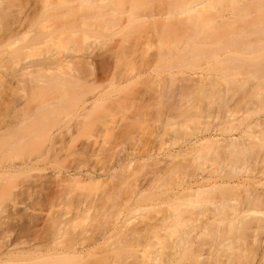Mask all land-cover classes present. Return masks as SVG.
<instances>
[{"label": "rangeland", "instance_id": "rangeland-1", "mask_svg": "<svg viewBox=\"0 0 264 264\" xmlns=\"http://www.w3.org/2000/svg\"><path fill=\"white\" fill-rule=\"evenodd\" d=\"M216 1L191 4L214 3L205 38L172 0H0V123H14L0 128V248L20 251L6 264H264V20L255 30L259 3ZM53 55L73 62L56 70ZM73 170L107 176L55 196ZM201 175L253 180L184 192Z\"/></svg>", "mask_w": 264, "mask_h": 264}, {"label": "bare ground", "instance_id": "bare-ground-1", "mask_svg": "<svg viewBox=\"0 0 264 264\" xmlns=\"http://www.w3.org/2000/svg\"><path fill=\"white\" fill-rule=\"evenodd\" d=\"M169 1H170V0H169ZM172 1L175 2V3L177 2L176 6L173 7L174 9L172 8L173 11L176 9L175 11H178V12L180 11L181 13H182V12H189V14H191L190 16L187 17V19H189V20L191 19V20H193V21L195 22V26H194L195 28H194V29L191 28L192 30H191L190 32L194 31V32H195V35H198V36L201 37V35H202L203 33H205L204 36L206 35V32H205V31H207L208 29L212 28V27H211L212 24L208 22V20H211V19H208V20H207L208 17L204 15V14H206L207 12L205 13V11H203V10H208V8H209L208 6H210V7L213 9L214 3H212L211 5H208V4H210L211 2H213V0H211V1L209 0L208 4L205 5V6H203L202 8L197 7V6H191V4L194 3V0H175V1L172 0ZM217 1H218V0H217ZM217 1L215 2L216 4L218 3ZM221 1H222V0H221ZM238 1H239V0H229V1H226V2H225V0H224L225 3H221V4H225V5H228V4H229V5H232V6L234 7V9H233V8H232V9L235 11V7L238 8L237 6H240V2H239V5H237ZM242 1H243V0H242ZM246 1H247V0H246ZM160 2H161V1H160ZM162 2H163V1H162ZM173 2H171V3L173 4ZM165 3H166V2H165ZM243 3H244V2H243ZM243 3H242V5H243ZM257 3H259V5H260L261 7H260L256 12H255V10H254V12H255L256 14H257V12H258V14H259V15L256 16V21L261 20V19L264 20V0H248L247 2H245V4H248L247 6H249L250 8H251V7L253 8V6L255 7ZM172 4H170V5H172ZM219 5H220V4L218 3V6H219ZM225 5H224V6H225ZM259 5H258V6H259ZM172 6H173V5H172ZM245 6H246V5H245ZM245 6H244V7H245ZM247 6H246V7H247ZM170 7H171V6H170ZM206 7H207V8H206ZM221 7H222V6H221ZM227 7H228V6H227ZM244 7L241 6L240 8H244ZM256 7H257V6H256ZM256 7H255V8H256ZM240 8H239V9H240ZM255 8H254V9H255ZM240 10H241V9H240ZM243 10L245 11V9H243ZM247 10H248V9H247ZM251 10L253 11V9H250V11H251ZM173 11H172V12H173ZM202 11H203V12H202ZM236 11H238V9H237ZM252 11H251V14H250L249 12H243V13H242V10H241L240 12H237V13H236V14H237V18H236L237 21L241 20V22H245L246 18L249 17L250 15H252V13H253ZM262 12H263V13H262ZM170 13H171V12H170ZM203 13H204V14H203ZM214 13H215V12H214ZM255 13H254V14H255ZM260 13H261V15H260ZM171 14H174V13H171ZM192 14H193V15H192ZM234 14H235V13H234ZM256 14H255V15H256ZM209 15L211 16V14H209ZM209 15H208V16H209ZM203 16H205V17H203ZM252 16H254V15H252ZM252 16H251V17H252ZM189 17H192V18H189ZM206 17H207V18H206ZM205 18H206L207 22H205V21H206ZM211 18H212V17H211ZM234 18H235V17H234ZM257 18H258V19H257ZM185 19H186V18H185ZM238 19H239V20H238ZM248 19H249L252 23H254V21H255V20L252 21L253 18H252V19L247 18V20H248ZM174 20H175V19H174ZM176 21H177V20H176ZM186 21H187V20H186ZM193 21H192V22H193ZM250 21H249V23H250ZM256 21H255V22H256ZM194 22H193V23H194ZM210 22H212V21H210ZM261 22H262V21H261ZM263 22H264V21H263ZM199 23L201 24L200 27H199ZM236 23H237V22H236ZM249 23H245V24L248 25V28H245V30L242 32V33H243V36L241 35L242 33H241V31H240V33H241V34H240V35H241L240 40H241V38H242V39L245 38L244 35L246 34V31H249V25H252V27L255 26L254 24H251V23L249 24ZM210 24H211V25H210ZM234 24H235V23H234ZM238 24H240V22H238ZM255 24H256V27H257V26H260V25H259V24H260V21H258V24H257V23H255ZM171 25H173V24H171ZM171 25H169V26H171ZM247 25H246L245 27H247ZM263 25H264V24L261 23V26H263ZM214 26H215V25H214ZM171 27H172V26H171ZM183 27H184V26H183ZM225 27H226V26H225ZM256 27H255V30H258V29L260 28V27H259V28L257 27V29H256ZM187 28H188V27H187ZM234 28H235V27H234ZM237 28H239V27H237ZM243 28H244V26H243ZM261 28H262V27H261ZM261 28H260V29H261ZM181 29H182V28H181ZM185 29H186V28H185ZM216 29H217V28H216ZM240 29H241V28H240ZM247 29H248V30H247ZM262 29H263V28H262ZM230 30H231V29H229V31H230ZM236 30L238 31L239 29H236ZM263 30H264V29H263ZM179 31H181V30L179 29ZM227 31H228V30H227ZM227 31H226V32H227ZM232 31H233V30H232ZM232 31H230L229 33H231ZM250 31H251V29H250ZM250 31H249V32H250ZM258 31H259V30H258ZM258 31H257V32H258ZM260 31H262V30H260ZM184 32H185V31H184ZM187 32H189V30H188ZM209 32H210V31H208L207 33H209ZM234 32H235V31H234ZM192 33H193V32H192ZM192 33H191V34H192ZM220 33H221V32H220ZM223 33H225V31H224ZM232 33H233V32H232ZM232 33H231V35H232ZM236 33H237V32H236ZM238 33H239V32H238ZM252 33H254V32H252ZM259 33H260V32H259ZM170 34L172 35L171 32H170ZM170 34H169V36H170ZM181 34H182V33H181ZM191 34H190V37H191ZM226 34H228V33H226ZM234 34H235V33H234ZM234 34H233V36H234ZM250 34H251V33H250ZM254 34H255V33H254ZM183 35H184V34H183ZM209 35H210V34H209ZM211 35H213V34H212V31H211ZM247 35H248V33H247ZM193 36H194V35L192 34V37H193ZM202 36H203V35H202ZM207 36H208V35H207ZM227 36H228V35H227ZM237 36H238V37H237L236 39L239 40V35H237ZM170 37H171V36H170ZM176 37H177V36H176ZM180 37H182V36H180ZM195 37H196V36H195ZM208 37L211 38L210 36H208ZM212 37H213V36H212ZM243 37H244V38H243ZM197 38H198V37H197ZM203 38H204V37H203ZM205 38H206V36H205ZM164 39H165V38H164ZM164 39H163V41L165 42L166 39H165V40H164ZM178 39H179V38H178ZM178 39H177V41H178ZM183 39H185V38H183ZM198 39H200V38H198ZM207 39H208V38H207ZM234 39H235V38H234ZM202 40H203V39H202ZM179 41H182V40L180 39ZM196 41L198 42V40H196ZM175 42H176V41H175ZM197 42H196V44L200 43V42H198V43H197ZM202 42H203V41H202ZM229 42H230V41H229ZM237 42H238V41H237ZM239 42H242V41H239ZM239 42H238V44H239ZM203 43H204V42H203ZM209 43H210V42H209ZM209 43H208V44H209ZM224 43H226V41H225ZM224 43H222V44H224ZM190 44H191V45H190L191 47H192V44H194V47L196 46L195 43H190ZM200 44H202V43H200ZM200 44H199V46H198V45H197V46H198L199 49L201 50V48H200ZM218 44H219V43H218ZM234 44H235V43H234ZM238 44H237L236 46H238ZM187 45H188V44H187ZM204 45H206V44H204ZM227 45H229V46L227 47ZM230 45H231V44H228V43H227V44H225V46H223V47H225V48L228 49V48L230 47ZM197 46H196L195 48H197ZM220 46H221V45H220ZM231 46L233 47L234 45H231ZM223 47H221V48L223 49ZM232 47H230V48H232ZM238 47H239V46H238ZM195 48H194V50H195ZM208 48H209V47H208ZM208 48H207V50H206L205 55L207 54ZM213 48H214V47H213ZM192 49H193V48H192ZM199 49L197 48V50H199ZM204 49H205V48H204ZM215 50H217V49H215ZM229 50H230V49H229ZM236 50H237V49H236ZM204 52H205V50H204ZM204 52H203L202 54H204ZM209 53H212V52L209 51ZM209 53H208V54H209ZM215 53H217V52H215ZM205 55H204V56H205ZM53 56H54V55H53ZM53 56H52V57H53ZM56 56H57V55H56ZM56 56L53 57L54 59H53L52 57H51V58H48V57H47L48 59H50V64L53 63L52 65L54 66V69L56 68V70H57L58 68L60 69V67H64L65 64H68V63H70V62L72 61V60L70 61L69 58H68V57H65L64 55H63V57H56ZM47 58H46V59H47ZM71 58H72V57H71ZM51 59H52V62H51ZM88 59H89V58H88ZM44 60H45V59H44ZM44 60L42 59V60H41V63L39 62L38 65L35 64V65H33V66H35V68H36V66H37L36 69H40L42 66L45 68V70H46V67H47V68H48V67L50 68L51 65L47 66V64L49 63V60H48V62H47V60H46V62H45ZM89 60H90V59H89ZM39 61H40V60H39ZM42 61L44 62L43 65H42ZM84 61H85V60H84ZM84 61H81V63H84ZM86 61H87V58H86ZM86 61H85V62H86ZM90 61H91V60H90ZM72 62H73V61H72ZM72 62H71V63H72ZM40 64H41V65H40ZM45 64H46V66H45ZM88 64H92V66H93V63H92V62L89 63V61L86 62V65H85V66H88ZM33 66H32V67H33ZM38 66H40V67L38 68ZM68 66L70 67V65H68ZM89 66H90V65H89ZM32 67L29 66V67H26V68H25V67L23 66V68H22L23 71H21V72H23V73H20V72H19V74H20V75H21V74L24 75V71H25L26 69H27V70H29V69L31 70V69H32V72H31V73L34 72V74H35V73L37 72V70L35 71V68H34V67L32 68ZM43 67L41 68L42 70H44ZM65 67H66V69L68 68L67 66H65ZM70 68H71V67H70ZM59 69H58V70H59ZM64 69H65V68H64ZM64 69H63V70H64ZM77 69H78V68H77ZM77 69H76V70H77ZM30 70H29V71H30ZM33 70H34V71H33ZM42 70H41V71H42ZM48 71H49V70H48ZM59 71H60V70H59ZM61 71H62V69H61ZM46 72H47V70H46ZM50 72H51V71H50ZM54 72H55V71H54ZM63 72H64V71H63ZM66 72H67V71H66ZM66 72H65V73H66ZM77 72H78V71H77ZM27 73H28V71H27ZM27 73H26V74H27ZM29 73H30V72H29ZM29 73H28V74H29ZM31 73H30V74H31ZM37 73H40V72L38 71ZM37 73H36V74H37ZM43 73H44V72H43ZM56 73H57V72H56ZM56 73H55V74L53 73V74H54V75H53L54 79H56V76H57ZM68 73H69V72H68ZM68 73H66L65 76H68ZM78 73H80V72H78ZM19 74H18V77H20ZM30 74H29V75H30ZM58 74H59V73H58ZM70 74H72V73H70ZM14 75H15V74H14ZM14 75H13V77H14ZM31 75H32V74H31ZM51 75H52V73H51ZM60 75H64V74H60ZM26 76H28V75H26ZM49 76H50V73H49ZM49 76H48V77H49ZM70 76H71V75H70ZM75 76H76V75H75ZM13 77H12L13 80L10 79L11 81H15L16 78H17V80L20 79V78H18L16 75H15L14 78H13ZM28 77H29V76H28ZM58 77H59V76H58ZM73 77H74V76H73ZM78 77H79V75H78ZM78 77H77V78H78ZM5 78H6V77H5ZM23 78H26V77L24 76ZM23 78H22V80H23ZM34 78H35V77H34ZM34 78H33V81H32V78L30 77V79H31V80H30L31 83L34 82ZM36 78H39V77L36 76ZM51 78H52V77H51ZM51 78H50V80H51ZM64 78H65V77L63 76V79H64ZM69 78H71V77H69ZM69 78H68V80H70ZM6 79H7V78H6ZM6 79H5V80L3 79V80H2V81H3L2 83H4V82L6 83ZM39 79H40V78H39ZM41 79H42V77H41ZM45 79H46V78H45ZM47 79H48V78H47ZM66 79H67V78H65V80H66ZM78 79H79V78H78ZM0 80H1V78H0ZM17 80H16L15 82H17ZM20 80H21V79H20ZM22 80H21V81H18V82H21V83H19V84H20V85L23 84V83L26 84V81L24 80L25 82L22 83ZM52 80H53V79H52ZM71 80H72V79H71ZM71 80H70V81H71ZM76 80H77V79H76ZM35 81H36V79H35ZM37 81H38V80H37ZM37 81H36V82H37ZM42 81H43V80H42ZM46 81H48V80H46ZM53 81H55V80H53ZM57 81H58V79L56 80V82H57ZM38 82H41V81H38ZM38 82H37V83H38ZM44 82H45V80L43 81V83H44ZM56 82H55V83H56ZM62 82H63V81H62ZM66 82L69 84V81H66ZM71 82H74V81H71ZM75 82H76V81H75ZM8 83H10V81H9ZM46 83H47V82H46ZM48 83H50V85H52V84H51V83H52L51 81H49ZM64 83H65V82H64ZM67 83H66V84H67ZM10 84H11V83H10ZM32 84H34V83H32ZM35 84H36V83H35ZM60 84H61V82H60ZM60 84H58V85H60ZM66 84H65V85H66ZM11 85H12V84H11ZM11 85H10V86H11ZM13 85H15V83H13ZM13 85H12V86H13ZM48 85H49V84H48ZM53 85H54V82H53ZM10 86H9V87H10ZM86 109H87V108H86ZM84 111H85V110H84ZM3 119H4V118H2V119H0V120L2 121ZM6 120H8V119H6ZM8 122H10V124H12V126H13L14 123H11V121H9V120H8ZM4 124H5V125H8L9 123L7 124V122H4ZM10 124H9L8 126H5V125H3L2 123H0V128H1V127H3V129H5L6 127L9 128ZM2 125H3V126H2ZM4 127H5V128H4ZM7 128H6V129H7ZM46 132H47V131H46ZM12 135H13V134H12ZM232 136H233V135H232ZM230 137H231V136H230ZM10 138H11V137H10ZM10 138H9V140H11ZM12 138H14V137L12 136ZM48 138H50V137H48ZM15 139H16V138H14V140H12V142L10 141V142H8V143H10V145L13 144V142H16V140H17V139L15 140ZM215 139H217L218 141H221V139H219L218 137H216L215 134H212V135H210V136H197V137L191 139V141H190L189 144L187 145L185 151H186L187 153L191 151V152H190V153H191L190 156H192V155H196L195 152H197V153L200 152L201 150H203V148L205 147V145H206L208 142H210V141H212V140L215 141ZM48 140H49V139H48ZM217 140H216V141H217ZM222 140L225 141V142H227V143H228V141H229V142H234V141L236 140V137H235V138H234V137H231V138H226V137H225V138H223ZM233 140H234V141H233ZM6 141H7V139H6ZM2 142H3V141H0V143H2ZM2 144H5V142L2 143ZM17 144H18V140H17ZM10 145H9V146H10ZM14 145H15V143L13 144V146H14ZM15 146H17V145H15ZM15 146H14V147H15ZM0 147H2V146H0ZM14 147L12 148V146H11V149H13V150L15 151ZM65 147H66V146H65ZM65 147H64V148H65ZM3 148H4V146L2 147V150H5V149H3ZM5 148H7V147L5 146ZM8 148H9V147H8ZM16 149H17V148H16ZM7 150H9V149H7ZM9 151H10V150H9ZM61 151H62V150H61ZM192 151H193V153H192ZM194 151H195V152H194ZM0 152H1V150H0ZM4 152L7 153V151H4ZM12 152H13V151H12ZM2 154H3V152H2ZM38 157H39V156H38ZM36 158H37V157H36ZM33 159H34V160H30V161L28 160V161H26L27 164H25V166H26V165H30V166L32 165L31 167H34L35 164L37 163V159H38V158L35 160V158L33 157ZM39 159H40V158H39ZM41 160H42V159H41ZM29 162H30V164H28ZM24 163H25V162H24ZM40 163H41V162H40ZM37 164H39V163H37ZM37 164H36V165H37ZM14 165H15V166H14ZM33 165H34V166H33ZM25 166H23V164H22V165H18V166H16V164H13V166L8 167L7 172H9V174H10V173H14L15 170H16V171L19 170V169L21 170V168H22V169H24V168H26V167L28 168V166H26V167H25ZM129 166H130V164H128L126 167H124L123 170H125L127 167L129 168ZM23 167H24V168H23ZM27 168H26V170H27ZM36 168H37V167H36ZM1 169H3V168H1ZM1 169H0V170H1ZM75 169H76V168H75ZM77 169H78V168H77ZM35 170H36V169H35ZM78 170H79V169H78ZM126 170H127V169H126ZM0 172H1V171H0ZM2 173H3V172H2ZM4 174L6 175L7 173H4ZM59 174H60V173H59ZM59 174H58V175H59ZM63 174H64V173H62V175H61V174H60V175L63 176ZM35 175H36V174H35ZM55 175H56V174H55ZM243 175H244V174H243ZM245 175H246V174H245ZM248 175H250V174H248ZM0 176H1V175H0ZM61 176H60V177H61ZM64 176H65V177H63V178H58L59 180L54 176V177L57 179V181H56V180H54V178H53V180L55 181V183L52 182V181H53L52 179L49 180V181L47 180V181L50 182L51 184H52V183L56 184V187H57V186L59 187V190L56 188V189H57V190H56V194H54V193L52 192V193H53L55 196H57V197H58V193H59V195H60L61 193L64 194V192H63L64 189H65V192H66V188H64V187H65V184H64L65 182H66V183H68V182H70V183H73V182L76 183V182H78V183H83V184L86 183V185H87V183H92V182H98V183H101L102 181L105 180L104 178H105V176H107V175H103V174L100 173V172H95L94 170H93V171H90V170H89V171H87L86 173H84V174L81 175V174L78 173V171L76 172L75 170H73V171H69V174H68V175L66 174V175H64ZM201 176H202V175H201ZM203 176H204V177H203ZM203 176H202V178H201V177H196L195 179H192L193 181L191 180V182L189 181V183H188L187 185L184 186V189H183L184 192L200 191V190H204V188H208V187H209V188H210V187L212 188V187H215V186H218V185H230V184H231V185H233V184H238V185H240L241 182H243V181L246 182V180H247V181L253 180V178L250 179L251 177H246V180H244L245 178H244V179L241 178V179L238 180V181H234V180H231V179H230L231 177L228 178V177H226V176H225V177H222V178H214V177L207 176V175H206V176L203 175ZM58 177H59V176H58ZM103 179H104V180H103ZM106 179H108V178H106ZM236 182H239L240 184H239V183H236ZM70 183H69V184H70ZM92 184H93V183H92ZM80 185H81V184H79L78 187H80ZM88 185H89V184H88ZM90 185H91V184H90ZM62 186H63V189L60 188V187H62ZM66 186H67V188L69 187L68 185H66ZM72 186H73V185H72ZM74 186H75V185H74ZM74 186H73V187H74ZM46 187H47V186H46ZM85 187H86V186H85ZM44 188H45V187H44ZM48 188H49V187H48ZM81 188H82V187H81ZM70 189H71V188H70ZM37 190H38V189H37ZM45 190H47V192H48V191L50 190V188H49V190H48V189H45ZM62 190H63V191H62ZM38 191L40 192V189H39ZM71 191H73V189H72ZM39 192H38V193H39ZM49 192H51V190H50ZM49 192H48V193H49ZM73 192H74V191H73ZM53 194H52V195H53ZM35 195H36V194H35ZM54 195H53V196H54ZM46 196H47V195H46ZM55 196H54V197H55ZM60 196H61V195H60ZM48 197H49V196H48ZM54 197H52V198H54ZM50 198H51V197H50ZM55 198H56V197H55ZM55 198H54V200H55ZM46 199H47V198H46ZM58 199H59V198H58ZM48 200H49V199H48ZM51 200H52V199H51ZM54 200H53V201H54ZM46 201H47V200H46ZM35 202H37V201H35ZM48 202H50V200H49ZM50 203L52 204V201H51ZM35 204H37V203H34V205H35ZM38 204L40 205V204H41V201H40V203H38ZM56 204H57V202H56ZM39 205H38V206H39ZM52 205H53V204H52ZM54 206H55V205H54ZM35 207H37V206H35ZM49 207H51V206H49ZM35 210H36V209H35ZM56 221H58V220H56ZM58 222H59V221H58ZM58 222H57V223H58ZM59 224H60V222H59ZM59 224H58V225H59ZM61 224H62V223H61ZM55 226H56V225H55ZM53 228H54V227H53ZM55 228H56L57 230H56V229H53V230H54V232H55L54 237H55V238L57 237L56 239H59V238L63 237L62 235L66 234L67 229H68V228H66V227H65V229H64V227H61V225H59L58 227H55ZM122 228H123V227H122ZM34 229H35V227H34ZM34 229H33V230H34ZM36 229H38V228H36ZM36 229H35V230H36ZM50 229H51V231H52V228H50ZM97 229H98V228H97ZM127 229H129V228L127 227ZM35 230H34L33 233L36 232ZM65 230H66V231H65ZM93 230H94V229H93ZM102 230H103V227H102ZM105 230H106V229H105ZM122 230H123V229H122ZM30 231H32V230H30ZM64 231H65V232H64ZM90 231L92 232V230H90ZM95 231H98V232L101 231V227H100V229L95 230ZM124 231H125V230H123V232H124ZM131 231H132V229H131ZM131 231H129V232H131ZM54 232H53V234H54ZM87 232H88V231H87ZM91 232H90V233H91ZM93 232H94V231H93ZM101 232H102V231H101ZM33 233H32V234H33ZM36 233H37V232H36ZM36 233H35V234H36ZM94 233H97V232H94ZM124 233H125V232H124ZM127 233H128V232H126V234H127ZM37 234H38V233H37ZM88 234H89V233H87L86 235L89 237L90 234H89V235H88ZM91 234H92V233H91ZM99 234H101V233H99ZM126 234H125V235H126ZM30 235H31V234H30ZM56 235H57V236H56ZM97 235H98V234H97ZM104 235H105V234H104ZM80 236H81V235H78V237H80ZM99 236H100V235H99ZM99 236L96 238V235H95V239H97V240L100 239ZM35 237H36V235L34 236V238H35ZM37 237H39V236H37ZM37 237H36V238H37ZM73 237H74V236H73ZM92 237H94V236H92ZM36 238H35V239H36ZM74 238H75V237H74ZM82 238H83V237H82ZM84 238H85V237H84ZM101 238H103V235H102ZM37 239H38V238H37ZM75 239H76V238H75ZM78 239H79V238H78ZM90 239H91V238H90ZM31 240H32V238H31ZM71 240H72V238H71ZM73 240H74V239H73ZM73 240H72V241H73ZM100 240H101V239H100ZM33 241H34V240H33ZM35 241H36V240H35ZM77 241H79V240H77ZM77 243H78V242H77ZM91 243H93V241H92ZM94 243H95V242H94ZM13 244H14V243H13ZM19 244H20L19 242H16L15 245H12V244H11V245H12V246H18ZM75 244H76V242H75ZM75 244H71V245H75ZM78 244H80V242H79ZM95 245H96V244H95ZM75 246H76V245H75ZM9 247H10V246H8L7 250H5V251H4V250L1 251L2 248H0V251H1V252H0V253H1L0 256H1V255H6L7 258H8V259H7V258L3 259V258H2L3 256L0 257L1 259H3V262H4V263L1 262L0 264H6V263L9 261V258H10V257H11V259L13 260L12 257H15V258H16V257L19 256V253H17V252H20V251L15 250V249H12V250H11V248H9ZM72 247H73V246H72ZM73 248H74V247H73ZM76 250H77V249H76ZM60 251L62 252V250H60ZM74 251H75V250H74ZM59 253H60V252H59ZM63 253H64V251H63ZM66 253H67V252H66ZM66 253H64V254H66ZM74 253H76V252H74ZM80 253H82V252H80ZM60 254H62V253H60ZM58 255H59V254H58ZM62 255H63V254H62ZM62 255H60V256H62ZM15 258H14V260H17V259H15ZM1 259H0V261H2ZM11 259H10V260H11ZM4 260H5V261H4ZM10 262H11V261H10ZM13 262H14V261H13ZM8 263H9V262H8Z\"/></svg>", "mask_w": 264, "mask_h": 264}]
</instances>
